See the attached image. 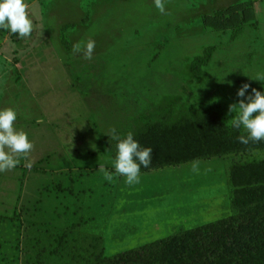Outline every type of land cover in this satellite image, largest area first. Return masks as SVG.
Listing matches in <instances>:
<instances>
[{
	"label": "rangeland",
	"instance_id": "1",
	"mask_svg": "<svg viewBox=\"0 0 264 264\" xmlns=\"http://www.w3.org/2000/svg\"><path fill=\"white\" fill-rule=\"evenodd\" d=\"M25 2L32 36L0 29V110L17 111L34 163L21 159L0 173V264L83 263L233 216L231 165L240 197L264 177L250 165L264 159V140L240 143L247 133L232 126L236 114L228 111L244 83L264 93V82L253 80L264 75V0H164L168 14L154 0ZM89 39L91 61L73 54ZM209 48L197 78L195 59ZM191 111L215 119L206 124L225 135V153L141 172L131 186L115 174L112 128L124 138L139 124L173 123ZM188 132L179 127L166 140ZM240 217L230 222L238 238L247 234ZM238 247L215 264H244L249 249Z\"/></svg>",
	"mask_w": 264,
	"mask_h": 264
},
{
	"label": "trees",
	"instance_id": "2",
	"mask_svg": "<svg viewBox=\"0 0 264 264\" xmlns=\"http://www.w3.org/2000/svg\"><path fill=\"white\" fill-rule=\"evenodd\" d=\"M211 53L212 48H209L205 51L204 57L195 59L194 67L197 78L200 75L201 66L209 61ZM212 119L214 118L205 112L191 111L190 114L180 117L173 123L167 120L157 124H139L134 131H131L134 139L139 142L141 148L150 147L153 149L150 166L147 168L141 166V172L178 166L190 159L212 158L225 153L226 147L229 146L225 135L223 133L220 136V133L215 134L206 124L208 120ZM179 127L188 129L187 136L189 137L177 140L178 142L167 141L166 138L169 134L175 133ZM216 130L221 132V129ZM209 135L214 139L205 137ZM211 142L218 144L212 145ZM250 165L258 173L264 175V159L254 158ZM230 168V205H232L231 210L235 208V213L229 219L198 228L180 227L165 238L140 248L112 257H104L100 254L94 256L92 261L76 264H215L236 255L235 251L239 249L238 246L249 249V255L243 259L244 264H264V177L255 184L249 183L245 186L243 189L251 190L253 193L249 197L243 198L237 195L233 189L236 175L234 167L231 165ZM239 214H241L239 225L242 224V221L246 223L247 234L238 238L237 235L233 236V231L236 228L234 224L230 226V222L231 219H234L235 222ZM59 234L55 233L52 237L57 236L60 239L68 235V233ZM247 242L257 246L255 256H253L252 248Z\"/></svg>",
	"mask_w": 264,
	"mask_h": 264
},
{
	"label": "clouds",
	"instance_id": "3",
	"mask_svg": "<svg viewBox=\"0 0 264 264\" xmlns=\"http://www.w3.org/2000/svg\"><path fill=\"white\" fill-rule=\"evenodd\" d=\"M154 5L161 14H168L164 0H154ZM0 29L10 30L21 40L32 36L36 26L25 0H0ZM95 47L96 42L92 39L83 46L81 43H75L73 54H82L83 59L91 61ZM253 80L264 82V75L258 74ZM249 88L251 85L244 83L237 91V96L241 99L238 103L229 105L228 109L229 114H236L231 119L232 126L236 129L243 128L247 133L238 137L239 142L245 145L264 140V93L251 88V93L245 100L243 98ZM16 120L15 109L8 107L0 110V173L15 169L21 159L25 160L28 168L34 163L30 158L34 143L24 130H17ZM106 135L110 137V142L117 141V155L113 163L115 174L125 177V182L130 186L140 183L141 166L144 168L150 166L153 149L141 148L132 132L121 138L116 129L112 128ZM98 172L103 173L105 180L109 182L113 180V174L103 165L99 166Z\"/></svg>",
	"mask_w": 264,
	"mask_h": 264
}]
</instances>
